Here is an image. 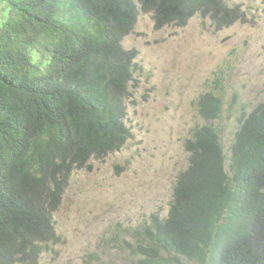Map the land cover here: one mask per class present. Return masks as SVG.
<instances>
[{
  "label": "trees",
  "instance_id": "1",
  "mask_svg": "<svg viewBox=\"0 0 264 264\" xmlns=\"http://www.w3.org/2000/svg\"><path fill=\"white\" fill-rule=\"evenodd\" d=\"M140 12L155 28L196 12L236 20L222 0H0V264H38L57 241L68 159L125 143L117 103L138 50L122 41ZM210 92L200 112L220 120ZM239 122L229 172L213 125L191 129L167 216L125 242L129 264H264V101Z\"/></svg>",
  "mask_w": 264,
  "mask_h": 264
},
{
  "label": "rangeland",
  "instance_id": "2",
  "mask_svg": "<svg viewBox=\"0 0 264 264\" xmlns=\"http://www.w3.org/2000/svg\"><path fill=\"white\" fill-rule=\"evenodd\" d=\"M235 3L247 21L222 28L199 15L185 27L155 28L151 13H139L122 41L138 50L137 86L126 102L132 137L104 162L92 159V167L69 176L51 214L58 239L42 251L38 264H129L134 259L125 242L135 241L134 232L151 214L166 216L176 177L189 157L183 139L205 123L196 100L220 76L226 112L216 125L223 129L228 169L235 116L264 100V0ZM235 94L238 104L228 109Z\"/></svg>",
  "mask_w": 264,
  "mask_h": 264
},
{
  "label": "clouds",
  "instance_id": "3",
  "mask_svg": "<svg viewBox=\"0 0 264 264\" xmlns=\"http://www.w3.org/2000/svg\"><path fill=\"white\" fill-rule=\"evenodd\" d=\"M222 3H223V5L229 10V11H231V13L233 14V16H234V19H236L233 23H231L230 25H232V24H234L235 22H246L247 21V17H246V13H245V11H244V9L242 8V6L240 5V4H238V3H235V0H222ZM201 16L202 18H211V19H213L211 16H209V15H207V16H203L200 12H196V13H194L192 16H190L188 19H187V21H186V23L183 25V26H181V25H177L176 23H170V24H166V25H164L163 27H165V26H170V25H175V26H177V27H185V26H187L188 25V23H189V21H190V19L192 18V17H194V16ZM214 20V19H213ZM213 24L214 25H216L218 28H222V27H224V26H229V25H219L215 20H214V22H213ZM162 28V27H161ZM138 55V54H137ZM137 57V56H136ZM136 57L133 59V61L136 59ZM133 73H134V63H133V70H132V80L130 79L129 80V86L127 87V93H125L124 95H122L121 96V98L118 100V103H117V109H118V116L116 117L117 119L118 118H123L122 120H123V123H124V125H123V127H124V129L126 130V141H125V143L122 145V147L121 148H117V149H113V150H109V151H107V152H105V153H100V150H98V149H91V150H89L88 151V154H87V156H77V157H74L73 159H72V157L70 158V159H68V163L70 164V167H71V169H72V171H71V173H70V175L71 174H73L75 171H77V170H81V169H84V168H90V167H92L91 165H90V161L93 159V160H100V159H103V161L102 162H104L105 161V158L108 156V155H110V154H112V153H114V152H117V151H119L120 149H122L123 147H124V145L126 144V142L132 137V133H131V126H128L127 125V123H126V121H127V114H128V108H127V100H129L131 97H132V93H133V87H136L137 86V84H136V80L133 78ZM208 86H207V89L198 97V99L196 100V108H197V110H198V113H199V115H200V117L204 120V122L205 123H198V124H196L195 126H193L191 129H193L194 127H197V128H200V127H203V126H207V124H212L213 125V127L220 133V140L222 141V139H221V132L223 131V129L222 128H220V127H218L217 125H216V123L217 122H219L221 119H222V117H223V114H224V112H226V109L224 110V105H225V103H224V93H225V85L222 83V76H220V77H217L214 81H213V83H209V84H207ZM210 90H212V91H214L215 93H217V94H219L220 96H221V98H222V108H223V113H222V117L220 118V120H213V121H210V119H207V118H205L202 114H201V112H200V106H203V103H202V98L206 95V94H208V93H211L210 92ZM238 98H239V96L237 95V94H235L234 95V97H233V100L231 101V103H229V105H228V109H231L232 108V105L234 104V103H237L238 104ZM264 101V100H263ZM261 102V101H260ZM257 105V104H256ZM255 105V106H256ZM243 111V110H242ZM241 111V113L238 115H236L235 116V118H234V121H235V126H234V128H233V132H232V138H233V136H234V134H235V132L237 131V129H238V126H239V124H240V122H239V118H240V115L242 114V113H249V112H242ZM191 129H189V131H188V134L184 137V139H183V145L185 144V142H186V140H187V138H191ZM232 141V140H231ZM231 145V144H230ZM222 148H223V150H224V145H223V143H222ZM229 148H230V146H229ZM184 149L189 153V156H190V152L186 149V147L184 146ZM229 152H230V149H229ZM224 155H225V151H224ZM84 157H87V158H84ZM72 159V160H71ZM228 168H229V164H230V154H229V157H228ZM224 166H225V169H226V155H225V158H224ZM115 167V166H114ZM188 167V160H187V165H186V167H185V169ZM118 167H115V169H117ZM227 170V172H229L228 171V169H226ZM181 171H183V170H181ZM181 171L178 173V175L181 173ZM65 175V174H64ZM69 175V176H70ZM116 175H119V174H117L116 173ZM178 175H177V177H178ZM177 177H176V179H177ZM63 178V177H62ZM68 179H69V177L67 176V179H66V187H65V191H66V189H67V187H68ZM176 181V180H175ZM173 189H174V187H173ZM64 191V192H65ZM63 195H64V193H63ZM63 195H62V197H61V199L63 198ZM174 199V197H173V192H172V197H171V201ZM170 201V202H171ZM170 202H169V207H170ZM168 210H169V208H168ZM168 210H167V213H168ZM167 213H166V216H167ZM153 214H157V215H159L158 213H153ZM153 214H151V215H153ZM151 215L149 216V219H150V217H151ZM160 216V215H159ZM165 216V217H166ZM161 217V216H160ZM163 218V217H162ZM149 221V220H148ZM54 228H55V225H54ZM56 230V229H55ZM51 243H49V245H50Z\"/></svg>",
  "mask_w": 264,
  "mask_h": 264
}]
</instances>
